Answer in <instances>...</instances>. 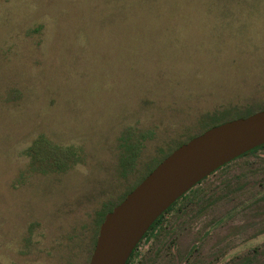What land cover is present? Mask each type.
<instances>
[{
  "label": "rangeland",
  "instance_id": "1",
  "mask_svg": "<svg viewBox=\"0 0 264 264\" xmlns=\"http://www.w3.org/2000/svg\"><path fill=\"white\" fill-rule=\"evenodd\" d=\"M262 107L264 0H0V264H89L99 211L204 116ZM40 138L68 167L32 163ZM180 202L130 264L264 260V147Z\"/></svg>",
  "mask_w": 264,
  "mask_h": 264
},
{
  "label": "water",
  "instance_id": "2",
  "mask_svg": "<svg viewBox=\"0 0 264 264\" xmlns=\"http://www.w3.org/2000/svg\"><path fill=\"white\" fill-rule=\"evenodd\" d=\"M264 144V110L215 125L169 154L100 226L89 264H126L154 221L220 167Z\"/></svg>",
  "mask_w": 264,
  "mask_h": 264
},
{
  "label": "trees",
  "instance_id": "3",
  "mask_svg": "<svg viewBox=\"0 0 264 264\" xmlns=\"http://www.w3.org/2000/svg\"><path fill=\"white\" fill-rule=\"evenodd\" d=\"M260 110H264V107H262V108H260L258 110H256V109H246L244 111H239V110L234 109V108H225V109H223L221 111H215V112H213L211 114H208L207 116H204L203 119H202V125L203 126H202L201 132L196 133V134H190L187 137L186 140H182V141L178 142L175 146H173L172 148H170L169 152L165 153L163 155V157L161 159H159L156 162V164H154L152 166L151 169L148 170L147 174L143 178H141V180H139L138 183H136L134 186H132L131 188H129L127 190V192H125V194L120 198V200L117 203H114V204H111V205H106L101 211L98 212V216H97L96 221H95L96 222V225L98 227H100L101 224L103 223V221H104L105 216L107 215V213H109L110 211H112L114 209V207H116L118 204H120L125 199V197L149 173H151L160 162L163 161V159H165L169 154H171L179 146H181L182 144L188 142L192 138L198 136L199 134L203 133L204 131H206L207 129H209V128L215 126V125H218V124L223 123L224 121L233 120V119L239 118V117H248V116H250V115H252V114H254V113H256V112H258ZM263 147H264V144L261 145V146H259V147H257V148H255V149H253V150H251V151H255V150L260 149V148H263ZM56 150H58V151H56ZM251 151H249V152H251ZM249 152H246L245 154L241 155L240 157L247 155ZM72 155H75V153H74V151H73V149L71 147H69L67 149H63V150L60 149V148L58 149V148H55V147H51V145L45 139H43V138L37 139L34 142L33 146L31 147V150H30V156L32 157V163L33 164H40L41 166H43V164L46 163L50 167H52L53 165H55L57 168H66V167H68L67 166V163L69 162V160H71V156ZM43 170H45V169L43 168ZM178 200H176V201H178ZM158 218L154 221V223L158 220ZM96 241H97V239H96ZM136 249H137V246L134 249V251L132 252V255L130 256V258L128 259V261H127L126 264H129L130 263L132 257L134 256V253L136 252ZM259 255H260L259 249H254V250H252V252H250V253L242 256V257L237 258L238 259L237 260V262H238L237 264H264V260L259 261Z\"/></svg>",
  "mask_w": 264,
  "mask_h": 264
},
{
  "label": "flooded vegetation",
  "instance_id": "4",
  "mask_svg": "<svg viewBox=\"0 0 264 264\" xmlns=\"http://www.w3.org/2000/svg\"><path fill=\"white\" fill-rule=\"evenodd\" d=\"M188 192H186L184 195H182L178 201L171 204L159 216L158 220L148 229V231L144 234V236L141 238L139 243H141V241L142 242L148 241L150 243L152 242L151 243V244H153L152 248H156L155 251H158L160 249V246L162 243L161 241H159L161 239V240H163L164 243L167 242L165 245L166 249H171V247L173 246L172 243L177 238V234L174 235L173 237H170V235L173 234L174 230H176V232L179 231V229H178L179 227H175V229H174L171 225L173 222L175 223L176 221L183 220L185 218V216L188 214V212L192 206V204L189 202H180V200L182 198H184ZM169 214L172 215V217L168 218ZM172 218H173V220H172ZM184 222L185 221H182L181 225L184 224ZM168 223H170V224L168 225ZM136 254H137V249H136V252L134 253V256ZM133 257H132V259H133Z\"/></svg>",
  "mask_w": 264,
  "mask_h": 264
}]
</instances>
